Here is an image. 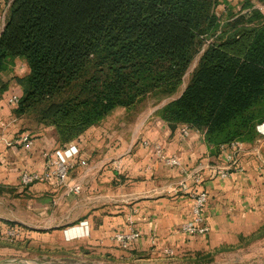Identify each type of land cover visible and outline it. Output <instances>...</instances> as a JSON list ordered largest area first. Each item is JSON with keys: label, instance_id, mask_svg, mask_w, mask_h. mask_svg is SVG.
Returning a JSON list of instances; mask_svg holds the SVG:
<instances>
[{"label": "trees", "instance_id": "trees-1", "mask_svg": "<svg viewBox=\"0 0 264 264\" xmlns=\"http://www.w3.org/2000/svg\"><path fill=\"white\" fill-rule=\"evenodd\" d=\"M220 2L11 0L0 70L17 57L29 66L15 112L53 125L63 147L117 106L173 93L211 37L184 90L157 113L202 130L217 149L252 141L264 122V11L244 0L222 23Z\"/></svg>", "mask_w": 264, "mask_h": 264}, {"label": "crops", "instance_id": "crops-1", "mask_svg": "<svg viewBox=\"0 0 264 264\" xmlns=\"http://www.w3.org/2000/svg\"><path fill=\"white\" fill-rule=\"evenodd\" d=\"M9 5L8 0L0 2V33ZM28 72L27 62L19 57L7 60L0 70V243L9 239L4 232L14 228L18 232L11 240L42 246L57 240L84 244L86 253L110 264H128L163 252L234 245L264 222V122L256 139L241 141L237 163L226 177L217 168L228 164L230 144L217 149L197 128L184 134L183 124L170 126L156 105L130 120L121 118L116 130L108 125L112 118L107 115L62 147L53 125L16 113L8 101L11 94H22L18 77ZM22 135L32 141L30 148L8 144ZM153 144L166 155H176L179 165L159 161ZM71 145L79 151L64 184L54 178L21 182L23 171L43 170L46 152ZM195 170L208 193L209 229L189 234L180 227L191 218L192 198L179 183L184 179L193 185L190 175ZM130 228L140 235L123 248L113 235ZM64 231L74 240L66 241Z\"/></svg>", "mask_w": 264, "mask_h": 264}, {"label": "rangeland", "instance_id": "rangeland-1", "mask_svg": "<svg viewBox=\"0 0 264 264\" xmlns=\"http://www.w3.org/2000/svg\"><path fill=\"white\" fill-rule=\"evenodd\" d=\"M256 7L264 11V3L252 0ZM244 0H221L215 6V12L221 22L229 18H234L241 14L245 9L242 8ZM211 40V37L206 41ZM205 42L194 55L191 64L183 76L182 83L171 94H164L159 91H153L146 94L143 98L137 100L130 107L117 106L107 115L112 119L108 125L112 130H116L117 122L120 119H132L133 115L139 113L143 115L152 106H163L169 100L176 98L184 90L191 73L198 63L200 55L206 46ZM29 115L32 113L27 112ZM114 114V116H112ZM106 115V116H107ZM105 116V117H106ZM34 117V116H33ZM100 121L94 123H100ZM93 125V124H92ZM260 124L257 125V134H259ZM114 132V131H113ZM256 139V137L254 138ZM253 139V140H254ZM252 140V141H253ZM65 240H74L65 235ZM88 249V248H87ZM84 244L49 242V245H36L19 240H4L0 243V264H110L101 259L95 253H86ZM128 264H264V222L255 232L242 237L237 244L210 249L208 251L184 249L179 253H161L154 256H144Z\"/></svg>", "mask_w": 264, "mask_h": 264}, {"label": "built area", "instance_id": "built-area-1", "mask_svg": "<svg viewBox=\"0 0 264 264\" xmlns=\"http://www.w3.org/2000/svg\"><path fill=\"white\" fill-rule=\"evenodd\" d=\"M2 0H0L1 2ZM9 4L11 0H8ZM20 95L14 93L11 94L8 101L13 107H16L19 103ZM262 125H259V127ZM258 127V128H259ZM189 127L186 124L182 125V132L186 134ZM264 132V128L262 131ZM15 142H20L26 149L30 148L32 141L28 138L27 135L19 136L18 138L9 141L8 144ZM143 143L145 145H150L147 140H144ZM230 146L233 149V153H231L228 158V164L222 167L217 168L218 174L222 177H226L229 174V170L236 165L237 163V156L241 150V141L234 140L231 141ZM157 159L166 165L176 166L179 165V159L176 155H166L162 148L158 144H153ZM79 149L75 145H71L67 148H58L52 152H46L45 155V163L42 171H23L20 175L21 182L23 184L32 183L34 181L40 180H49L54 178L57 180L59 184H64L68 178V174L70 168L72 166V162L76 154L78 153ZM85 163L84 160L81 161ZM193 180V185L187 183L184 179L180 181L179 188L183 189L187 193L190 194L192 198V215L189 220L184 221L181 224V230L183 232L189 234H196V233H203L208 231L209 227L205 222V208L206 202L208 199V193L205 188H203L201 184V175L199 174V170L193 171L190 175ZM78 189V187H76ZM17 229L9 228L7 231L4 232L6 237H13L17 235ZM81 232L84 230L81 229ZM87 231L85 230V233ZM140 232L137 229L130 228L126 232H116L113 235V238L118 241V243L123 247L126 248L129 242L135 238H138Z\"/></svg>", "mask_w": 264, "mask_h": 264}]
</instances>
